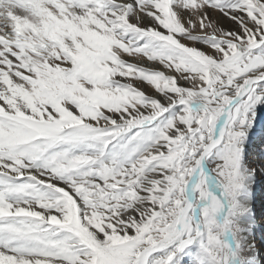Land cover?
Returning a JSON list of instances; mask_svg holds the SVG:
<instances>
[{
	"label": "snow or ice",
	"instance_id": "obj_1",
	"mask_svg": "<svg viewBox=\"0 0 264 264\" xmlns=\"http://www.w3.org/2000/svg\"><path fill=\"white\" fill-rule=\"evenodd\" d=\"M260 108L264 0H0V264H261Z\"/></svg>",
	"mask_w": 264,
	"mask_h": 264
},
{
	"label": "rangeland",
	"instance_id": "obj_2",
	"mask_svg": "<svg viewBox=\"0 0 264 264\" xmlns=\"http://www.w3.org/2000/svg\"><path fill=\"white\" fill-rule=\"evenodd\" d=\"M260 123L263 126L261 132L264 133V108L258 109V116L252 129L256 128L257 125L261 126ZM263 145L264 135L252 136L249 134L245 152L246 165L251 169H255L251 198V207L253 209L251 218L252 234L249 236V242L255 244L261 264H264V173L261 172L264 169V157L254 153L259 152Z\"/></svg>",
	"mask_w": 264,
	"mask_h": 264
},
{
	"label": "bare ground",
	"instance_id": "obj_3",
	"mask_svg": "<svg viewBox=\"0 0 264 264\" xmlns=\"http://www.w3.org/2000/svg\"><path fill=\"white\" fill-rule=\"evenodd\" d=\"M216 16H217V21H218L219 26H221L222 28H224L226 30H232L234 28V23L232 21H230L228 18L222 17L221 14H216ZM261 124L262 123H260V125ZM262 129H263V126L262 125L261 126L257 125L256 128L252 129L249 134H251L252 136H254V135H256V136H262V135H264V133L261 132ZM254 154H260L258 156H263L264 157V145H263L262 148L259 149V152H256ZM261 172L264 173V169H262ZM253 184H254V182H253Z\"/></svg>",
	"mask_w": 264,
	"mask_h": 264
}]
</instances>
